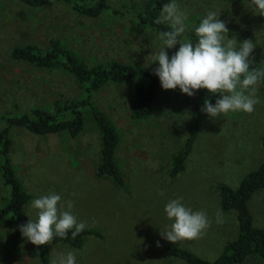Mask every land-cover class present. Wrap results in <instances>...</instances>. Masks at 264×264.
Segmentation results:
<instances>
[{
    "label": "rangeland",
    "instance_id": "1",
    "mask_svg": "<svg viewBox=\"0 0 264 264\" xmlns=\"http://www.w3.org/2000/svg\"><path fill=\"white\" fill-rule=\"evenodd\" d=\"M108 1L113 8L119 5V0ZM144 2L123 0L120 5L128 7L120 15L105 12L87 17L64 2L32 7L19 0H0V113L19 115L35 106L48 109L54 101L83 96L82 88L64 68H41L11 58L10 51L17 45L30 43L44 49L48 40L56 37L88 64L116 59L150 65L164 44L161 36L135 17ZM177 3L187 13L183 39L190 40V33L195 35L194 28L206 14L216 11L229 30V39H236L238 45L245 39L255 43L250 60L264 69V16L254 13L249 2L177 0ZM178 48L179 44L164 50L170 53ZM133 87L131 80L110 83L91 93V100L119 129L115 156L125 187L95 174L100 159V136L91 120L85 122L76 137L66 131L35 134L24 127L10 129L11 164L24 189L31 194L25 213L35 220L32 200L55 193L61 196L59 203L65 210L67 201L73 203L71 212L78 222L83 221L86 227L100 233L86 235L80 247L65 242L48 244V264H52L57 253L68 251L76 253V264H187L165 254L164 247L179 246L213 259L237 234L236 214L221 209L217 185L235 187L264 160L261 86L257 85L260 103L252 113L237 111L216 118L207 116L184 169L173 177L169 175L171 154L180 148L187 135L193 96L182 93L178 87L164 90L160 85L149 117L134 120L129 114ZM8 196L9 187L0 171V204ZM176 198H182L183 205L193 211L207 213L211 225L200 238L172 243L160 235L172 223L164 207ZM248 206L254 222L264 227V188L252 196ZM221 213L223 222L217 223ZM0 264L42 263L32 243L23 235L11 236L9 225L4 223L0 226ZM243 264L263 263L249 258Z\"/></svg>",
    "mask_w": 264,
    "mask_h": 264
},
{
    "label": "trees",
    "instance_id": "2",
    "mask_svg": "<svg viewBox=\"0 0 264 264\" xmlns=\"http://www.w3.org/2000/svg\"><path fill=\"white\" fill-rule=\"evenodd\" d=\"M32 7L50 5L53 1L71 4L73 10L87 17H98L105 12L122 14L127 4L113 8L108 0H19ZM170 0H145L144 6L135 14L140 24L160 33L169 31L170 25L157 24L161 9ZM242 1V0H234ZM251 4V0H243ZM134 12V11H133ZM190 40L196 42L197 37L190 33ZM75 50L67 48L56 37L50 38L44 49L26 43L17 45L10 51L11 58L24 61L41 68H64L73 76L76 85L82 88L83 96L74 97L65 101L57 100L50 103L45 109L41 106L33 107L28 113L7 115L0 113V171L3 182L9 187V196L0 204V226L9 225L10 235L22 237L19 226L31 219L25 213V206L31 199L22 182L16 176L11 164L9 152L12 148L10 129L24 127L35 134H48L67 132L76 137L84 129L89 119L96 125L100 136V159L95 174L98 177L107 176L118 187H125L126 182L119 166L115 153L119 146L120 134L116 124L107 113L101 110L92 100L91 93L97 92L110 83H124L134 81L133 96L129 104V114L134 120H143L149 117L152 103L160 82L153 72L158 66L157 62L150 65H135L129 62L108 59L88 64ZM175 52L167 53L169 57ZM252 68L264 71L263 67L255 61L250 64ZM262 89L264 100V79L258 83ZM189 109L190 118L187 135L180 148L171 154V167L169 175L175 176L184 169L185 161L191 152L194 142L199 134L202 122L208 114L201 111L204 101L215 104L219 94H212L207 89L195 90ZM261 146L264 152V131L261 136ZM219 191V204L222 210H233L237 219V234L227 241L219 254L213 259H206L179 246H165L164 252L184 260L187 264H243L249 258H256L264 264V227L254 222L253 215L248 206L249 200L259 190L264 188V160L257 168L246 173L235 186L225 183L217 185ZM74 230V229H73ZM88 234L100 235L92 228L85 227L76 237H71L69 231L67 238L54 237L51 243L65 242L72 247H80L84 237ZM33 245V244H32ZM34 246L42 264H48V244Z\"/></svg>",
    "mask_w": 264,
    "mask_h": 264
},
{
    "label": "clouds",
    "instance_id": "3",
    "mask_svg": "<svg viewBox=\"0 0 264 264\" xmlns=\"http://www.w3.org/2000/svg\"><path fill=\"white\" fill-rule=\"evenodd\" d=\"M250 7L254 13L264 16V0H251ZM186 19L187 13L180 10L177 0H170L163 5L155 21L157 24H168L171 29L160 33L164 47L153 56V62L158 63L153 72L158 76L162 89L178 87L188 96L194 95L195 90L199 89L218 93L215 104L206 99L201 109L212 118L229 112L252 113L255 105L260 103L257 85L264 79V71L255 68L250 70V57L255 43L245 39L238 45L236 39H229V30L225 22L218 19L216 11H209L194 28L196 42L183 39ZM177 44L178 50L169 57L164 49ZM60 201L61 196L55 193L32 200L31 208L36 210V219H28L19 228L33 245L51 244L54 237L67 238L69 231L75 239L86 227L85 222H78L72 214L73 203L67 201L65 210ZM181 201L182 198L171 199L164 207L166 217L172 223L160 231V235L172 243L198 239L211 225L205 211H193ZM222 222L221 213L218 214L217 223ZM156 243L159 246V241ZM52 264H76V253H57Z\"/></svg>",
    "mask_w": 264,
    "mask_h": 264
}]
</instances>
